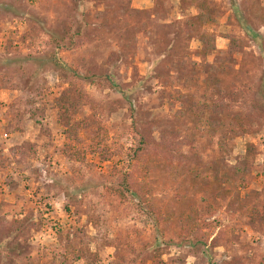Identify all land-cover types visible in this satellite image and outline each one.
I'll use <instances>...</instances> for the list:
<instances>
[{
  "label": "rangeland",
  "instance_id": "rangeland-1",
  "mask_svg": "<svg viewBox=\"0 0 264 264\" xmlns=\"http://www.w3.org/2000/svg\"><path fill=\"white\" fill-rule=\"evenodd\" d=\"M158 1L0 0V223L23 222L0 232V264H264V108L255 107L264 0H202L216 18L205 60L184 27L200 9ZM65 30V42L83 40L77 49L47 33ZM52 51L88 77L55 67ZM211 65L222 68L221 91L206 83ZM66 116L80 123L84 162L65 152ZM211 116L234 125L206 132ZM133 123L158 140L164 131L190 139L176 147L194 170L166 171L156 154L147 178L167 222L107 188L130 167ZM190 213L207 243L184 240L180 218Z\"/></svg>",
  "mask_w": 264,
  "mask_h": 264
},
{
  "label": "trees",
  "instance_id": "trees-1",
  "mask_svg": "<svg viewBox=\"0 0 264 264\" xmlns=\"http://www.w3.org/2000/svg\"><path fill=\"white\" fill-rule=\"evenodd\" d=\"M182 5L185 9H188L191 6H197L200 10L196 15H188L184 19V27L187 33L196 34L197 40L200 42V47L198 49L199 56L205 60L212 52L216 49V38L212 35L205 27L208 24H212L216 21L215 16L211 11H208L209 8L202 5V0H181ZM168 0H159L158 4L163 6ZM7 4V3H4ZM9 7V6H8ZM14 10L12 8H9ZM208 9V10H207ZM17 11V10H16ZM20 11V14H23ZM50 35L51 39L56 42V46L63 50H75L79 47L80 44L83 43L81 38H73L70 36L69 42H65L67 39L68 31L65 30L63 36H59L53 34L51 31H47ZM80 35V31H78ZM82 34V33H81ZM77 35V34H76ZM89 35V34H87ZM227 38H230V48H235L239 46V41L231 36L225 35ZM48 61H51L54 66L59 67L63 72H68L71 74L79 75L84 77L77 69L65 65L63 62L59 60L55 51L50 52L48 54ZM221 67L217 65H211L209 68V76L206 80V83L209 85H213L219 91L221 88V77L220 71ZM86 75L84 78H87ZM193 83H197L196 78L193 79ZM262 87L260 88L261 97H256L255 99V107L256 109L264 108V82H262ZM219 103L211 106L213 110L212 113L222 114V110L219 108ZM67 110V109H66ZM181 114V113H180ZM240 120L238 116L235 117ZM63 124L66 126V133L68 135L69 143L66 144L65 152L71 157L76 159L77 161L84 162L85 158L82 155V152L78 151L75 146V142L78 141L79 135V122H73L69 116L64 118ZM242 123V121H240ZM234 122L225 120L224 118H216L211 116L207 118L205 123V130L209 132L211 130L217 129L222 131L228 126H233ZM133 132L134 136L138 138L136 145L132 148L131 161L129 162V166L127 169L120 171L119 178L116 179L113 183H111L107 188L109 191L113 192L120 198H125L127 193H132L138 197L139 200H142L146 203L147 207L150 209V214L154 219L156 224L169 220L168 215H162L159 211L158 206L153 203L151 197V189L148 186L147 178L151 174V170L154 167V156L159 154V156H163L168 162L167 165H163V169L166 168L170 172L180 173V170H184L187 167V171H192L197 167L196 160L188 163V153L181 152L182 142H190L188 137L182 136L180 131H164L161 135L160 139H156L148 135L147 130L140 131L135 123H133ZM139 131V133L137 132ZM182 145V144H181ZM192 149L195 148L194 145H191ZM175 161L177 162L176 164ZM168 166V167H167ZM177 170V171H176ZM167 171V170H166ZM115 174H112L114 176ZM191 209L195 211L194 205H191ZM181 230L186 235L184 240H196L198 242L207 243L210 239V233L200 225L198 221V217L192 213L190 214H182L181 218ZM23 222L20 220L13 221L10 225H4L2 222L0 223V232L9 235L11 232H17L21 229ZM26 226L28 225L25 223ZM213 244H215V239L212 240ZM226 264H243L241 260L232 259L229 260Z\"/></svg>",
  "mask_w": 264,
  "mask_h": 264
}]
</instances>
